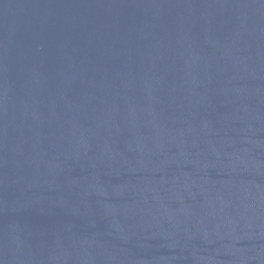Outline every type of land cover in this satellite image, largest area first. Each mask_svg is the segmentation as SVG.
Segmentation results:
<instances>
[{"label": "water", "instance_id": "water-1", "mask_svg": "<svg viewBox=\"0 0 264 264\" xmlns=\"http://www.w3.org/2000/svg\"><path fill=\"white\" fill-rule=\"evenodd\" d=\"M0 264H264V0H0Z\"/></svg>", "mask_w": 264, "mask_h": 264}]
</instances>
